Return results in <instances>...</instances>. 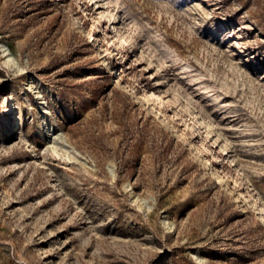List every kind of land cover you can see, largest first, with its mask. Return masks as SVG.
I'll return each mask as SVG.
<instances>
[{
  "label": "rangeland",
  "instance_id": "374dc122",
  "mask_svg": "<svg viewBox=\"0 0 264 264\" xmlns=\"http://www.w3.org/2000/svg\"><path fill=\"white\" fill-rule=\"evenodd\" d=\"M259 205L264 0H0V264H264Z\"/></svg>",
  "mask_w": 264,
  "mask_h": 264
},
{
  "label": "bare ground",
  "instance_id": "6f19581e",
  "mask_svg": "<svg viewBox=\"0 0 264 264\" xmlns=\"http://www.w3.org/2000/svg\"><path fill=\"white\" fill-rule=\"evenodd\" d=\"M149 95L157 96L162 101L161 96L158 93H156V91H154V90L150 91ZM257 213H258V220L261 221L262 223H264V205H259L258 206Z\"/></svg>",
  "mask_w": 264,
  "mask_h": 264
}]
</instances>
